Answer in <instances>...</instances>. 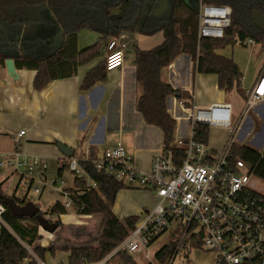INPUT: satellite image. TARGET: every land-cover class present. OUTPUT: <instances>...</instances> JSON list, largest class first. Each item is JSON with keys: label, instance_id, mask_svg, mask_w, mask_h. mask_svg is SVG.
Listing matches in <instances>:
<instances>
[{"label": "trees", "instance_id": "1", "mask_svg": "<svg viewBox=\"0 0 264 264\" xmlns=\"http://www.w3.org/2000/svg\"><path fill=\"white\" fill-rule=\"evenodd\" d=\"M151 0H0V68L6 67V60L13 59L16 69H31L37 73L34 88L45 89L54 80L73 77L82 64L100 57L111 38L142 33L151 35L162 32L163 42L151 49L136 47L134 64L139 95L136 108L146 122L160 127L164 134V145L169 147L175 140L177 120L169 112L171 97L183 99L187 106L192 104L188 91L174 88L163 79V72L182 54H188L194 61L195 71L216 74L218 87L230 92L235 89L244 95L243 73L232 57L218 51L227 45L253 39L264 47V27L253 19V12L264 15V0H170L172 13L157 17L149 9ZM217 4L232 7L231 25L222 38H199L198 16L200 5ZM43 8V9H41ZM63 29V39L51 45L55 27ZM85 28L100 32L98 41L83 50L78 46V35ZM19 42V43H17ZM105 58L87 72L82 88L89 89L95 83L106 79ZM196 138L208 142L209 127L199 124L195 128ZM174 150H178L174 148ZM90 158L96 156L91 150ZM243 159L255 169V174L264 181V149L262 151L236 142L232 145L230 159ZM90 178L97 187L87 185L86 178L76 176L71 193L73 204L83 215H101L99 235L95 242L84 240L77 244L62 242L58 238L50 244H40V224L36 216H17L4 204L3 182L0 183V204L5 205L3 221H0V264H40L47 254L55 255L57 250L69 253V264H91L105 258L135 228L140 216L119 218L113 210L117 195L124 188H132L114 177L98 171L90 160H81ZM68 167V159L61 161L58 169L62 176ZM17 203L25 204L26 197ZM40 213L45 216L41 210ZM49 213L56 216L55 222L63 225L60 216L67 213L61 202H56ZM53 221V220H52ZM66 241V239H64ZM30 247V249L27 248ZM175 241L163 245L156 254L160 263L170 261L174 255ZM123 259H131L122 255Z\"/></svg>", "mask_w": 264, "mask_h": 264}, {"label": "built area", "instance_id": "2", "mask_svg": "<svg viewBox=\"0 0 264 264\" xmlns=\"http://www.w3.org/2000/svg\"><path fill=\"white\" fill-rule=\"evenodd\" d=\"M233 10L229 5L204 4L199 8V38H222L231 25ZM256 44L248 39L243 45ZM127 42L124 38H111L105 48V63L108 71L121 68L125 62ZM193 101V94L190 93ZM264 101V70L254 86L246 90L245 105L238 119L234 118L230 102L216 103L209 107L185 104L177 98L181 116L178 120L188 122L190 134L175 137L169 146L162 145L149 170L136 167L121 140L90 160L95 168L108 176L123 181L130 187L144 188L154 192L158 202L152 210H146L135 228L105 258L91 264H172L195 247H203L216 255L217 261L225 264H264V193L261 179L255 169L243 159L232 161L230 154L235 134L242 129L243 120L256 104ZM176 119V120H177ZM199 124L208 127L226 128L231 137L223 148L214 153L204 142L196 138ZM20 130L15 149L0 155V165L21 175V182L36 193L46 187L60 185L64 207L74 206L71 193L62 176L47 177L48 161L30 156L20 150ZM177 148L178 150H174ZM68 159V167L78 177L89 178L88 186L97 187L77 157ZM38 172V174H36ZM87 180V179H86ZM6 207L0 204V221ZM173 228V229H172ZM176 242L170 261L160 263L152 246L170 231ZM53 239L54 233H46ZM45 235V236H46ZM30 249L29 246H27ZM128 255L131 259H123ZM40 264H48L35 256ZM24 264V263H23Z\"/></svg>", "mask_w": 264, "mask_h": 264}, {"label": "crops", "instance_id": "3", "mask_svg": "<svg viewBox=\"0 0 264 264\" xmlns=\"http://www.w3.org/2000/svg\"><path fill=\"white\" fill-rule=\"evenodd\" d=\"M56 27L52 35L46 39L51 41L52 46L59 44L63 39L60 35L57 38ZM129 35L122 37L127 42L124 66L108 71L105 80L95 83L89 89L82 88L83 79L88 71L104 60L105 48L100 57L80 65L75 76L54 80L41 91L34 88V78L37 73L35 70L16 69L18 76L16 78L8 73L6 67H1L0 128L4 127L5 131L0 133V155L8 154L15 149L16 138L9 132H11L10 128L16 127L18 121L21 125L26 126L20 129L26 132L24 135L26 136L24 145L26 154L45 158L47 161L49 158L57 159L59 167L61 161H64L66 157L56 146L57 142L72 147L74 157L85 159L90 155L91 150L96 152V156H99L105 149L116 145L121 140L127 153L133 157L136 167L149 170L153 157L160 152L163 145L164 134L160 127L147 123L143 114L136 108L139 88L136 81L134 58L128 59L129 40L127 39ZM99 36L93 37L92 34L83 32L78 37L79 48L83 50L94 45ZM249 47H251L250 50L237 49L234 51L233 49L231 53L243 73L244 95L235 89L230 92L219 89L218 76L196 72L194 61L188 54L177 57L164 70L163 79L174 88L186 90L189 94L192 93L194 106L209 107L216 103H232L234 118L238 119L244 107L246 90L254 86L260 73L264 70V47L258 43L249 45ZM139 48L142 49V47ZM218 52L225 55L220 50ZM225 56L229 57V54ZM232 93H238V96L240 94L244 101L243 104L239 99L232 101L229 98ZM168 103L169 112L176 118L177 112L180 111L177 106V98L171 97ZM250 113L255 119L261 121L262 129V125L264 126V101L251 108L248 114ZM184 121L177 119V136H185L178 129L182 128ZM252 125L254 126L252 118L246 115L239 132L242 133L246 126L251 127ZM7 134L9 135L7 136ZM260 134L257 135V138ZM6 140L7 143L4 147ZM8 141L11 142L8 144ZM79 149H81L79 154H76ZM5 180L0 177V183L4 184ZM139 202L141 203L136 211L119 207L121 213L118 214L115 211L114 213L119 218L137 215L133 213L139 212L143 205L148 204V200L144 196ZM46 233L47 231L40 227V234L43 236L41 241L45 239L48 241L43 245L52 241ZM179 257H181V262L178 264H225L218 262L216 255L203 247H195Z\"/></svg>", "mask_w": 264, "mask_h": 264}, {"label": "rangeland", "instance_id": "4", "mask_svg": "<svg viewBox=\"0 0 264 264\" xmlns=\"http://www.w3.org/2000/svg\"><path fill=\"white\" fill-rule=\"evenodd\" d=\"M199 20V16H198ZM90 33L92 34L93 37H98L100 35V32L94 29L90 28H85L82 31H80L78 36H81L82 33ZM121 38V37H120ZM128 42V59L132 60L135 55V50L136 47H142V49H151L153 47H156L160 45L163 40L164 36L162 32H157L151 35H145L142 33H135V34H130ZM251 47L245 46L241 44L240 42H237L235 44H230L225 46L224 48L220 49L221 53H224L225 55L229 54V57L231 56L232 50L237 51V49H243V50H250ZM101 53H104L103 50H101ZM233 58V57H232ZM234 59V58H233ZM98 62V59H97ZM238 94V93H237ZM236 93H232L229 95L232 101H235L237 99L242 101L243 104V98L239 94V96ZM245 105V102H244ZM183 113L177 112V115H182ZM249 118H252L254 122V126L252 125L251 127L246 126V128L243 130L242 133L239 131L235 134L234 136V142L238 144H244L253 148H256L260 151L263 150L264 144H258L256 142V138L258 134H262L264 136V126L262 125L261 129V121L257 120L252 116V113L247 114ZM182 128H178L183 135H189L190 134V129L188 128V122L184 121L182 123ZM21 127H26L24 125H21L18 121L16 123V129L15 128H10L11 132L15 138L18 137V132L21 129ZM5 128L1 127L0 128V133L4 132ZM258 137V141L260 139V136ZM9 134H7L8 136ZM231 133L228 129L226 128H219V127H209V134H208V146L211 148V150L214 153H217V151L221 150L225 143L230 139ZM21 146L19 147L20 150L26 154V151L24 149V145L26 143V136L21 138ZM11 141H8V144ZM7 143H4V147ZM57 146V144H56ZM81 149L77 150L76 154H79ZM58 167H59V162L57 159L49 158L48 159V170H47V177L49 179H54L59 177V172H58ZM38 174V172H36ZM0 177H3V180H5V183L2 186V190L6 195L9 196H16L18 198H24L26 197V202H32L40 207V209L45 213V217L48 219H51L53 221L56 220V216H52L49 213V209L56 203V202H61L64 203V197L61 194L59 186L57 185L54 187H46L42 189L41 193H36L32 189H29L28 186L24 185L21 182V175L18 172H13L9 168L5 166L0 165ZM76 177V173L70 170L69 167L65 168L62 174V179L65 182V185L67 187H72L74 184V179ZM88 182H91L89 178H87ZM260 188L261 191L264 193V181L261 179L260 183ZM147 192V193H146ZM148 200L147 205H143L139 209V212L133 213L137 214L140 217H143L145 214L146 210H152L157 202H158V197L154 192H151L150 190H146L144 188H124L120 193H118L117 199L115 204L113 205V209L116 213H121V208L126 207L130 209L131 211H136L138 208V205H140L141 202L139 200L141 197H143ZM156 198V199H155ZM120 207V209H119ZM146 207V208H145ZM101 215H83L78 213V211L75 209L74 206L67 208V213L62 214L60 216V219L63 223L59 227V230L54 233V237L52 239V242H54L57 238L59 233L62 235L63 240L60 242V244L64 242H70V244H77L80 243L84 240H90L92 242H95V238L99 235L98 231L100 228V222H101ZM173 229V228H172ZM174 231H170L164 236H162L153 246L152 248L157 251L163 244L169 242V240H172L173 236L171 233ZM66 239V241H64ZM68 240V241H67ZM48 242L46 239L43 241H40V244H45ZM49 243V244H50ZM36 256V255H34ZM45 261L48 264H69V253L67 251H62V250H57L55 255L47 254L45 257ZM181 262V257H177L173 264H178ZM141 264H147L146 260H141ZM109 264H117V260H113Z\"/></svg>", "mask_w": 264, "mask_h": 264}, {"label": "water", "instance_id": "5", "mask_svg": "<svg viewBox=\"0 0 264 264\" xmlns=\"http://www.w3.org/2000/svg\"><path fill=\"white\" fill-rule=\"evenodd\" d=\"M163 4L159 5V8L156 10L155 15L162 17V16H169L172 13V5L169 0H162ZM160 2V3H161ZM253 19L257 26L264 27V15L261 14L259 11L253 12ZM57 32L56 34H59L61 37H63V29L60 25L57 26ZM18 43V42H17ZM6 68L9 74H11L14 77H18L16 73V67L13 59H7L6 60ZM258 139V138H257ZM258 144H264V136H260L259 141L256 140ZM57 146L61 150V152L64 154L66 158H70L74 155V149L72 147H69L68 145L57 142ZM264 149V148H263ZM2 199L4 204L9 208V210L17 215V216H28L33 217L36 216L37 220L39 221L40 227H42L44 230H46L49 233H55L59 230V223L52 221L51 219L46 218L43 216L40 211V207L32 202H26L25 204H19L13 198L12 196H7L5 194L2 195Z\"/></svg>", "mask_w": 264, "mask_h": 264}, {"label": "flooded vegetation", "instance_id": "6", "mask_svg": "<svg viewBox=\"0 0 264 264\" xmlns=\"http://www.w3.org/2000/svg\"><path fill=\"white\" fill-rule=\"evenodd\" d=\"M162 0H151L150 1V6L149 9L153 12V14L155 15L156 10L159 8L160 4H163V2H161ZM170 1V0H169ZM161 2V3H160ZM156 16V15H155ZM159 17V16H157ZM162 17H166V16H162ZM160 17V18H162ZM58 26V25H57ZM57 28V27H56ZM58 29V28H57ZM59 34H57V38H58ZM57 41V40H56Z\"/></svg>", "mask_w": 264, "mask_h": 264}]
</instances>
